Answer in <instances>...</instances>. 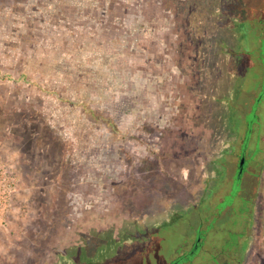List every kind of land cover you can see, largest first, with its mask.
Here are the masks:
<instances>
[{"label": "rangeland", "instance_id": "rangeland-1", "mask_svg": "<svg viewBox=\"0 0 264 264\" xmlns=\"http://www.w3.org/2000/svg\"><path fill=\"white\" fill-rule=\"evenodd\" d=\"M3 167L0 264H264V0H0Z\"/></svg>", "mask_w": 264, "mask_h": 264}, {"label": "flooded vegetation", "instance_id": "flooded-vegetation-1", "mask_svg": "<svg viewBox=\"0 0 264 264\" xmlns=\"http://www.w3.org/2000/svg\"><path fill=\"white\" fill-rule=\"evenodd\" d=\"M251 124H252V122L248 121L249 131L251 130V128H250ZM247 148H248V144L244 145V149L241 150L237 173L240 172L241 162H242L243 158H246V166L249 163V161L247 160V153H246ZM243 173H244V171L240 174L241 177L244 175ZM200 230L201 229H198L199 232H200ZM203 244H204V237H203V235H201V237H197L193 247L188 251L187 250L182 251L181 255L172 264L188 263L187 259H189V257L191 255H196L202 249Z\"/></svg>", "mask_w": 264, "mask_h": 264}, {"label": "built area", "instance_id": "built-area-1", "mask_svg": "<svg viewBox=\"0 0 264 264\" xmlns=\"http://www.w3.org/2000/svg\"><path fill=\"white\" fill-rule=\"evenodd\" d=\"M9 180L11 181L10 170L7 167H3L0 170V199L10 200L13 192V185Z\"/></svg>", "mask_w": 264, "mask_h": 264}, {"label": "trees", "instance_id": "trees-1", "mask_svg": "<svg viewBox=\"0 0 264 264\" xmlns=\"http://www.w3.org/2000/svg\"><path fill=\"white\" fill-rule=\"evenodd\" d=\"M251 126H252V124H251ZM251 126H250V128H251ZM249 134H251L250 131H248V135H249ZM248 141H249V138L247 137V138H246V141H245L244 144H243V149H244V145L248 144ZM212 226H213V222H212L211 226H209V229H210ZM201 231H202V229H201ZM202 232H205V233H206L207 231H204V230H203ZM205 235H206V234H205ZM205 235L203 236V237H204V242H205ZM235 235H237V234H235ZM237 236H238V240H239V235H237ZM230 243H231V242H230ZM236 245L238 246V242L236 243ZM199 252H200V251H199ZM199 252H198L196 255H194V256H190L189 259H187V261H188V262H192V261H193V260L199 255Z\"/></svg>", "mask_w": 264, "mask_h": 264}, {"label": "water", "instance_id": "water-1", "mask_svg": "<svg viewBox=\"0 0 264 264\" xmlns=\"http://www.w3.org/2000/svg\"><path fill=\"white\" fill-rule=\"evenodd\" d=\"M245 167H246V158H243L241 162L240 173L244 171Z\"/></svg>", "mask_w": 264, "mask_h": 264}]
</instances>
